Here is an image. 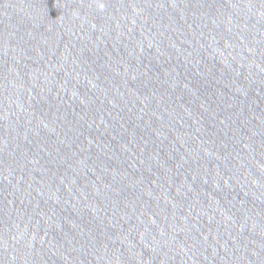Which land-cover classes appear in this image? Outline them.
<instances>
[{
  "label": "water",
  "instance_id": "95a60500",
  "mask_svg": "<svg viewBox=\"0 0 264 264\" xmlns=\"http://www.w3.org/2000/svg\"><path fill=\"white\" fill-rule=\"evenodd\" d=\"M0 264H264V0H0Z\"/></svg>",
  "mask_w": 264,
  "mask_h": 264
}]
</instances>
